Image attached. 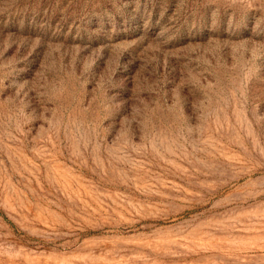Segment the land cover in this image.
<instances>
[{"label":"rangeland","instance_id":"374dc122","mask_svg":"<svg viewBox=\"0 0 264 264\" xmlns=\"http://www.w3.org/2000/svg\"><path fill=\"white\" fill-rule=\"evenodd\" d=\"M0 264H264V0H0Z\"/></svg>","mask_w":264,"mask_h":264}]
</instances>
